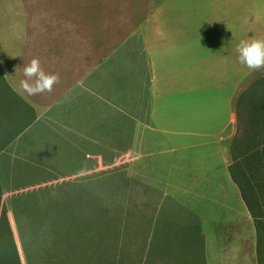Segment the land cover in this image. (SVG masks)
Wrapping results in <instances>:
<instances>
[{"label": "crops", "instance_id": "crops-1", "mask_svg": "<svg viewBox=\"0 0 264 264\" xmlns=\"http://www.w3.org/2000/svg\"><path fill=\"white\" fill-rule=\"evenodd\" d=\"M89 9L90 1L0 0V71L9 94L0 100V170H22L23 184L87 186L100 200H111L113 168L135 171L139 250L107 244L109 209L80 210L89 217L87 245L79 236L86 246L62 264H256L255 218L231 172L238 83L216 80L225 66L219 58L239 70L240 20L227 22L231 32L196 34L148 17L135 45L127 36L97 49ZM34 57L60 82L29 97L20 81ZM201 63L197 72L212 74L214 86H234L227 98L206 102L193 93L206 88L193 83L192 67Z\"/></svg>", "mask_w": 264, "mask_h": 264}, {"label": "rangeland", "instance_id": "rangeland-1", "mask_svg": "<svg viewBox=\"0 0 264 264\" xmlns=\"http://www.w3.org/2000/svg\"><path fill=\"white\" fill-rule=\"evenodd\" d=\"M79 1L81 7L83 2L90 1V7L93 3L94 9L89 10L94 12L96 20L97 49L103 43L115 47L127 36L135 45L136 38L139 39V24L148 17L171 19L174 24L164 26V21H160V27H172L177 33L191 28L196 34L206 32L207 28L231 32V24L227 25V22L238 18L241 41L264 39V0ZM249 27H256L260 33L252 36ZM183 59L175 58L177 68L183 66ZM219 60H224L225 66L217 72V83L226 85L231 80L234 85L238 83L234 100L236 109L240 92L257 82V89L248 100L249 108L242 109L243 119H238L232 157L235 171L250 200L252 211L249 210L255 218L256 264H264V69L252 71L240 64L239 70L235 71V64L227 66L230 58ZM204 66L201 63L197 69L192 67L193 83L206 87L193 93L199 98L204 96L206 102L209 96L215 100L227 98L234 91V86H214L212 74L205 76L203 72H197L199 69L203 71ZM188 68L187 71L191 69ZM115 78L120 80V75H114ZM8 96L0 71V100H7ZM14 171L0 170V264H62L67 259L72 262L80 243L84 247L88 241L89 217L80 216V210L93 208H106L112 212L107 232L108 245L117 248L127 242L128 246L139 250V183L136 182L138 179L129 175L134 174V170L112 169L111 200L94 199L87 186L75 183L57 187L47 184L45 179L28 178L23 184L22 170ZM239 180L236 181L238 185L241 183ZM10 181L14 183L8 184ZM239 188L243 195L241 186ZM79 236L86 240V245Z\"/></svg>", "mask_w": 264, "mask_h": 264}, {"label": "clouds", "instance_id": "clouds-1", "mask_svg": "<svg viewBox=\"0 0 264 264\" xmlns=\"http://www.w3.org/2000/svg\"><path fill=\"white\" fill-rule=\"evenodd\" d=\"M239 63L252 71L264 69V39L242 40L236 48ZM24 79L20 81V89L27 96H38L51 93L60 82L59 73H48L38 57H34L23 68Z\"/></svg>", "mask_w": 264, "mask_h": 264}, {"label": "trees", "instance_id": "trees-1", "mask_svg": "<svg viewBox=\"0 0 264 264\" xmlns=\"http://www.w3.org/2000/svg\"><path fill=\"white\" fill-rule=\"evenodd\" d=\"M256 83L257 82L251 83L247 88H245L244 90H242L240 92L239 96H238V99H237V116H238L239 121H241V119H243V111H242V109H245L246 107H247V109L249 108L248 107V100L253 95L254 91H256V89H257ZM233 164H234V162H233ZM233 164L231 165L232 176H233V179L235 181H238L239 180V177H238V175H237V173L235 171V168H234ZM240 182L241 181L239 180V183ZM239 186H241V189L242 190L244 189V187L242 185V182L240 183ZM243 197L245 198L248 207L252 211V207L250 205V200L248 199V196L246 195V193L244 192V190H243Z\"/></svg>", "mask_w": 264, "mask_h": 264}]
</instances>
